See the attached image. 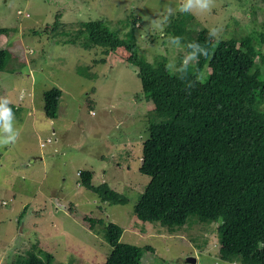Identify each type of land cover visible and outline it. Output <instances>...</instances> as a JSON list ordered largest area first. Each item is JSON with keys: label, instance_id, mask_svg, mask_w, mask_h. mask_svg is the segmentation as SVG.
I'll list each match as a JSON object with an SVG mask.
<instances>
[{"label": "rangeland", "instance_id": "rangeland-1", "mask_svg": "<svg viewBox=\"0 0 264 264\" xmlns=\"http://www.w3.org/2000/svg\"><path fill=\"white\" fill-rule=\"evenodd\" d=\"M181 3L0 0V29L12 30L10 38L0 37V49L10 55L8 71L0 74V102L14 108L12 127L19 133L15 143L0 145V264L41 252L52 264H103L111 248L83 217L100 221L98 230L107 223L120 227L121 243L149 247L141 264H183L189 257L194 264H238L225 260L213 225L191 219L172 232L136 218L134 205L149 181L140 154L151 104L125 63L127 52L103 56L82 48L81 38L68 42L81 23L99 19L126 39L125 21L135 14L142 23L134 32L139 54L174 59L179 42L163 33L172 8L196 30L198 43L252 35L250 55L256 63L264 58V0H215L211 13L199 16L178 11ZM211 27H222L219 39L209 37ZM52 88L61 91L54 120L43 111V94ZM81 172H91L92 186L105 185L125 204L101 201L81 186Z\"/></svg>", "mask_w": 264, "mask_h": 264}, {"label": "trees", "instance_id": "trees-1", "mask_svg": "<svg viewBox=\"0 0 264 264\" xmlns=\"http://www.w3.org/2000/svg\"><path fill=\"white\" fill-rule=\"evenodd\" d=\"M177 15L168 18L163 30L171 43L179 42L174 59L139 54L134 32L142 23L135 14L125 21L130 28L126 39L99 19L81 23L68 42L81 38L82 48L101 50L103 56L127 52L125 63L134 68L151 104L140 154L149 181L134 205L136 218L172 232L191 219L213 225L228 263L264 264V58L256 63L250 55L252 35L200 44L196 30ZM11 32L0 29V37L10 38ZM259 40L264 42V34ZM193 44L207 48L208 56H200ZM9 58L0 49V74L8 71ZM60 97L56 88L43 94L46 118L56 119ZM79 178L101 201L125 204L105 185L92 186L91 172ZM83 219L111 248L103 264H141L149 247L121 243L122 229L115 224L98 230V220ZM52 258L42 252L18 255L11 264H52Z\"/></svg>", "mask_w": 264, "mask_h": 264}, {"label": "clouds", "instance_id": "clouds-1", "mask_svg": "<svg viewBox=\"0 0 264 264\" xmlns=\"http://www.w3.org/2000/svg\"><path fill=\"white\" fill-rule=\"evenodd\" d=\"M214 6L215 0H182L178 11L182 13H193L199 16L211 13ZM166 11L169 13L170 16L173 14L174 10L172 8H166ZM222 31V27H211L209 29L208 35L209 37H215L216 39H219L220 35H218V33H221ZM175 39L178 40L179 37H176ZM190 46L196 48L197 51L200 53V56H203L205 58L208 56L207 48L200 47L195 44ZM185 63H187L186 60ZM191 87L192 84L189 83L188 88ZM9 103L10 102L8 100L0 102V145H8L15 143L19 136L18 132L13 131L12 122L14 119V115L11 108L7 106ZM5 134L8 135L5 137Z\"/></svg>", "mask_w": 264, "mask_h": 264}, {"label": "water", "instance_id": "water-1", "mask_svg": "<svg viewBox=\"0 0 264 264\" xmlns=\"http://www.w3.org/2000/svg\"><path fill=\"white\" fill-rule=\"evenodd\" d=\"M195 263V259L194 258H186L184 261H183V264H194Z\"/></svg>", "mask_w": 264, "mask_h": 264}, {"label": "built area", "instance_id": "built-area-1", "mask_svg": "<svg viewBox=\"0 0 264 264\" xmlns=\"http://www.w3.org/2000/svg\"><path fill=\"white\" fill-rule=\"evenodd\" d=\"M91 114H93V113H91ZM50 142H51L50 139H47V140H46V143H47V144L50 143ZM44 145H45L44 143H41V144H40V147H43Z\"/></svg>", "mask_w": 264, "mask_h": 264}]
</instances>
